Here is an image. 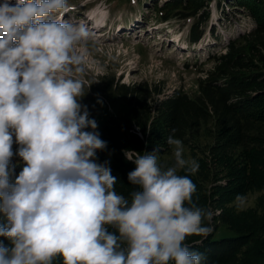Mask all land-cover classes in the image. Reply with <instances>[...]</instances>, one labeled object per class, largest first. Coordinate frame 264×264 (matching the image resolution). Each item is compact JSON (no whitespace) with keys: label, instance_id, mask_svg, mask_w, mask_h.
<instances>
[{"label":"clouds","instance_id":"clouds-1","mask_svg":"<svg viewBox=\"0 0 264 264\" xmlns=\"http://www.w3.org/2000/svg\"><path fill=\"white\" fill-rule=\"evenodd\" d=\"M68 10V0L0 3V237L9 242L0 264H203L184 241L210 235L214 213L193 203L196 185L179 174L199 164L175 128L170 166L158 163L160 146L132 160L131 201L108 161L96 162L106 142L80 103L91 33L64 20ZM14 143L24 166L12 179ZM247 204L237 194L235 206Z\"/></svg>","mask_w":264,"mask_h":264},{"label":"trees","instance_id":"trees-1","mask_svg":"<svg viewBox=\"0 0 264 264\" xmlns=\"http://www.w3.org/2000/svg\"><path fill=\"white\" fill-rule=\"evenodd\" d=\"M132 1L113 0V3L129 5ZM212 2H217L218 9L226 6V10H221L223 19L241 13L251 18L252 28L221 42L223 51L208 57L213 66L204 78L197 80L193 96L181 90L164 94L159 83L126 84L114 81L113 77H100L98 87L109 100L124 101L129 109L119 117L97 124L95 131L106 142V148L98 151L96 157L99 163L108 161L117 177L116 192L129 201L135 190L127 179L135 167L132 160L138 153H151L160 146V163L159 159L172 150L166 139L173 128L177 130L175 138L185 145L191 143L196 150L191 153L200 156L195 174L184 170L179 174L189 175L193 182L208 181L217 201L227 202L249 191H264V0H165L162 5L153 0L152 12L159 20H190L187 35L194 41L204 30ZM201 129L206 134L204 142L199 141L202 135H195ZM15 145L16 154L19 146ZM21 170L14 167L11 178ZM218 218L228 233L220 234L212 225L213 232L206 238L190 236L184 241L206 257L203 264H232L230 261L242 250L262 257V252L253 248L254 237L264 230V218L260 225L225 213ZM107 227L109 232L116 231ZM0 242L9 243L3 237ZM53 264H63L62 258L56 257Z\"/></svg>","mask_w":264,"mask_h":264},{"label":"rangeland","instance_id":"rangeland-1","mask_svg":"<svg viewBox=\"0 0 264 264\" xmlns=\"http://www.w3.org/2000/svg\"><path fill=\"white\" fill-rule=\"evenodd\" d=\"M90 2V5L98 2H105L109 13V19L103 30L106 34L104 37L94 40L90 38L87 41V47L90 55L86 58L84 79L86 81V94L80 98V103L86 105L89 118L95 119L97 124L110 117L121 116L129 109L124 101L112 103L105 93L98 87L101 79L98 76L113 77L114 81L132 83L138 81H147L148 83H159L163 86L164 94H171L174 90H181L189 95H194L197 91V80L203 77L213 66V63L204 60V51L201 48L208 40L201 41L198 45L188 46L184 41L187 39V31L190 20H173L166 23H160V20L151 12V8L141 7L136 10L139 17H127L124 14V3L115 4L113 0H72ZM150 2V0H147ZM163 1V0H162ZM16 0H11L15 3ZM100 2V4H101ZM159 3L161 1H158ZM3 3V0H0ZM217 2H212L210 9ZM151 5V3H150ZM102 8V6H100ZM226 9V6H224ZM149 9V10H148ZM215 12V11H214ZM129 13V12H126ZM220 15V13H217ZM213 12L211 13V16ZM210 16V17H211ZM147 19H152V23L147 26ZM222 20H224L221 17ZM115 22L116 25H112ZM143 25L148 28V34H143L138 26ZM250 20L243 14L235 12V16L230 14L226 21V29L219 28V35L224 38L231 37L235 31H243L249 28ZM124 27V28H122ZM124 30V33L121 32ZM163 31H166L163 33ZM156 35V37H155ZM219 44V43H217ZM212 47V51L217 49ZM203 62V63H202ZM202 63V64H201ZM193 64V65H192ZM194 66V68L192 67ZM92 83L88 88L87 84ZM95 90L99 93H95ZM99 101V102H98ZM202 131V132H201ZM200 134L195 133L201 142H204L205 133L201 129ZM193 141V140H191ZM185 158L197 160L200 156L191 153L195 150L191 143L183 144ZM10 164L17 169H22V161L14 152ZM172 150L159 159V164L163 167L170 166L173 163ZM99 163L98 160H96ZM200 181V182H199ZM196 192L193 194V203L200 208L213 211L214 215L211 224L217 227L220 234L228 233V230L221 220L219 214L225 213L228 217L241 220L247 223H261L264 218V191H249L243 195L247 196L248 204L243 209L235 206V198L227 202L217 201L213 192V185L208 181L195 180ZM207 224V221L204 222ZM219 230V231H218ZM260 235L254 237V250L262 252V257L255 256L250 251L242 250L237 254L232 264H264V230ZM197 236V235H191ZM190 237V236H188ZM247 249V247H245Z\"/></svg>","mask_w":264,"mask_h":264}]
</instances>
